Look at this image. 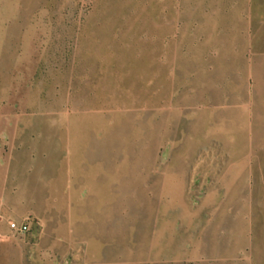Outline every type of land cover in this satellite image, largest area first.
Wrapping results in <instances>:
<instances>
[{
	"label": "rangeland",
	"instance_id": "374dc122",
	"mask_svg": "<svg viewBox=\"0 0 264 264\" xmlns=\"http://www.w3.org/2000/svg\"><path fill=\"white\" fill-rule=\"evenodd\" d=\"M0 264H264V0H0Z\"/></svg>",
	"mask_w": 264,
	"mask_h": 264
},
{
	"label": "built area",
	"instance_id": "2783aa9c",
	"mask_svg": "<svg viewBox=\"0 0 264 264\" xmlns=\"http://www.w3.org/2000/svg\"><path fill=\"white\" fill-rule=\"evenodd\" d=\"M8 227L10 230L14 231L15 233L22 234L28 230L27 223H16V222H9Z\"/></svg>",
	"mask_w": 264,
	"mask_h": 264
}]
</instances>
